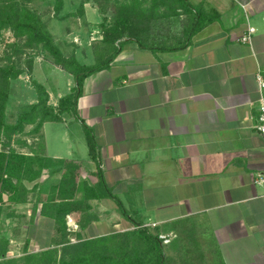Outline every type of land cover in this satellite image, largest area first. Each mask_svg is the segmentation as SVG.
<instances>
[{"label": "crops", "instance_id": "0c3cea01", "mask_svg": "<svg viewBox=\"0 0 264 264\" xmlns=\"http://www.w3.org/2000/svg\"><path fill=\"white\" fill-rule=\"evenodd\" d=\"M176 1L179 24L159 0L144 45L124 38L109 68L84 80L78 117L43 124L40 155L56 164L43 169L35 199L9 204V249L0 264L52 250L59 258L64 243L53 208L63 201L74 204L66 215L71 238L137 220L172 226L178 238L174 226L184 225L185 242L213 239L224 264H264V135L256 130L264 0H188L193 12ZM98 170L129 216L113 199H86ZM70 174L76 185L65 198L56 187Z\"/></svg>", "mask_w": 264, "mask_h": 264}, {"label": "trees", "instance_id": "16d2710c", "mask_svg": "<svg viewBox=\"0 0 264 264\" xmlns=\"http://www.w3.org/2000/svg\"><path fill=\"white\" fill-rule=\"evenodd\" d=\"M89 1L91 0H83V3L80 5V10H82L84 4ZM158 1L159 0H150L148 6L144 4V0H127V2H122L121 6L115 10L112 24L103 28V48L101 50V56L109 52L110 55L105 59H100L93 65H84L74 56L66 57L55 43L45 22L36 12L18 7L16 8L12 5L7 6L4 4L0 6V20L3 25L13 28L18 37L26 36L27 42L30 44L39 45L41 50L47 52L57 65L74 75L76 81L73 94L62 97L57 106L49 104V94L45 87L34 82L38 93V100L23 108L18 116V122L14 126H9L5 124L4 121L5 109L9 99L8 87L4 85V87L0 88V138L3 133L7 134L9 131L12 133L22 132L27 124L37 123L38 129H40L45 122L62 121L63 118L68 115L78 117V100L82 94L84 80L95 72L109 68L111 62L119 54L120 46L125 42V40H123L124 38H135L140 45H144V42H146L144 36L147 34L145 33L147 30L146 24L151 22L154 12L158 7ZM55 2V12L58 15V11L62 8L64 0H55ZM179 2L182 3L185 10L193 12L188 0H179ZM195 14L198 15L197 17L201 18L199 11H195ZM199 29L200 24L190 28L188 38H191ZM185 46L186 43L180 48H184ZM151 49H153V47H151ZM162 49L169 50L171 48ZM3 73L1 72V75L7 83L10 78H17L22 72L15 71L12 75L9 72ZM85 129L91 156L95 161L99 162L94 137L86 125ZM55 164L56 161L43 155L29 156L17 152L7 154L4 151H0V188L8 193L11 202L16 204L24 203L27 201L30 190L24 183L23 178L28 175L26 178L29 181H35L41 177L43 169L54 166ZM70 175L71 176L63 180L60 185L56 187V189H59V194H61L62 197L68 196L71 198L73 195L72 188L75 187L76 184L74 177L72 174ZM94 175L97 177L98 183L95 187L85 188L86 199H113L117 203L122 214L129 216V212L125 209L119 197L107 186L102 172L98 170ZM1 198L2 197H0V200ZM73 205L74 204L71 202L63 201L56 204L53 208L55 210L54 216L58 229L63 235V238L68 234L66 230V215L73 210ZM88 208L89 207L86 206L83 207L82 210L84 211ZM83 226L85 227V225H82V228H84ZM134 226V230L116 234L119 238L114 244L111 254L108 252L90 254L88 250L85 251L89 241H83L79 251L81 250L86 254H82L83 252L81 251L77 252L73 260L66 264H167L162 240H160L158 234H153L150 228L144 226L141 222L134 221ZM185 244L187 248L189 246V250L191 248L193 249L191 251L195 250L198 253H200L203 247L202 243L197 239H190L186 241ZM205 245L206 250L208 249L213 255L212 264H224L214 240H207ZM56 253V250L46 251L42 253V256L44 255L46 258L50 257L51 261H53V257L56 256ZM55 258L54 262H49V264H58L57 261H59V259L57 257Z\"/></svg>", "mask_w": 264, "mask_h": 264}, {"label": "rangeland", "instance_id": "374dc122", "mask_svg": "<svg viewBox=\"0 0 264 264\" xmlns=\"http://www.w3.org/2000/svg\"><path fill=\"white\" fill-rule=\"evenodd\" d=\"M82 1L67 0L65 6H62L58 11L59 16L55 12V0H0V6L4 4L7 6L12 5L16 8L36 12L43 19L55 43L66 57H76L78 55L81 61H85L84 65H93L100 59H105L110 55L109 52L101 56L103 28L112 24L115 10L121 6L122 2H127V0H91L87 3H91L92 5L89 8L93 7L95 11L90 8L88 13L80 10ZM149 3L150 0H144L146 6ZM177 3L176 0H165L164 5L161 7V9L163 7L167 8L168 11L174 8V12H172L174 18L171 19L174 24H179L181 19L179 13H175V7L178 6ZM66 34H68L67 38ZM27 41L26 36L18 37L13 28L3 25L0 20V88L7 85L9 91V99L4 116L5 124L9 126L17 124L18 116L26 105L38 100L34 82L43 85L46 90L51 92L49 102L51 99L52 102H56V106L62 97L73 94L76 86L74 75L57 65L47 52L41 50L39 45L30 44ZM35 60L37 61L36 69H34ZM12 69L13 72L21 71L22 73L17 78H10L9 82L6 83L1 72H9L12 75ZM42 141V127L38 129L37 123L27 124L22 132L12 133L9 131L7 134L3 133L0 138V151H4L7 154L12 152L20 154L33 152L35 153L34 155H40L43 153ZM26 177L28 175L23 178L24 183L31 187L28 198L35 199L37 194H39L38 188L41 186L40 178L35 181H29ZM56 193L54 196H57ZM59 195L61 196V194ZM0 197H2L1 200L3 199L2 201L0 200V254H6L9 249V240L6 236L9 225L5 222V218L12 213V206L9 205L12 202L8 197V193L3 191L2 188H0ZM114 224L102 236L86 237L84 239L68 236L62 238L64 244L60 248L61 256L58 258L59 261L57 263H70L75 253L81 251L79 249L83 241H89L85 251L88 250L90 254H102L103 252L111 254L113 246L119 238L116 234L125 233L135 228L132 221L122 225ZM156 226L157 224L155 223L149 226L153 234H158L159 238L160 235L172 238L171 243H164L163 239L160 238L167 264H212L213 255L206 250L203 239H199L204 246L200 253L195 250L191 251L193 249L190 248L189 250V246L188 248L185 246L186 242L181 236L185 231L184 225L174 226L176 232H178V238L175 233L174 235L170 233L173 229L172 226ZM180 237L182 239L179 240ZM176 240L178 241L176 246H174L173 243ZM82 254L86 253L83 252ZM55 257L51 261L50 257L46 258L41 253H38L36 255L23 256L21 262L22 264H49V262H54Z\"/></svg>", "mask_w": 264, "mask_h": 264}, {"label": "built area", "instance_id": "2783aa9c", "mask_svg": "<svg viewBox=\"0 0 264 264\" xmlns=\"http://www.w3.org/2000/svg\"><path fill=\"white\" fill-rule=\"evenodd\" d=\"M243 41H251V36L247 35L243 37ZM257 79L259 83V98H258V106H257V124H256V130L264 135V75L261 73L257 74ZM72 226V224H71ZM160 238L163 239L164 243H169L170 238H168L166 235H160Z\"/></svg>", "mask_w": 264, "mask_h": 264}]
</instances>
